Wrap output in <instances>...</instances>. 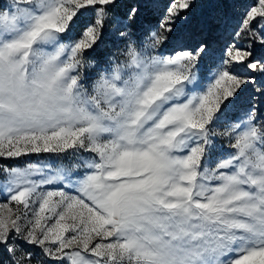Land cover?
<instances>
[{"label": "snow or ice", "instance_id": "1", "mask_svg": "<svg viewBox=\"0 0 264 264\" xmlns=\"http://www.w3.org/2000/svg\"><path fill=\"white\" fill-rule=\"evenodd\" d=\"M205 2L0 4V158L69 161L0 165V264H264V0Z\"/></svg>", "mask_w": 264, "mask_h": 264}, {"label": "rangeland", "instance_id": "2", "mask_svg": "<svg viewBox=\"0 0 264 264\" xmlns=\"http://www.w3.org/2000/svg\"><path fill=\"white\" fill-rule=\"evenodd\" d=\"M7 0H0V4L6 3ZM245 2H250V0H245ZM197 14L202 15L203 17L208 18L211 20L212 18L220 15L223 12V9L216 8L209 6L205 0H201V6L197 8ZM239 11V9H237ZM117 50L112 46L111 41H107L96 53V56L98 58H104L109 54L116 53ZM219 143V141H218ZM28 163H37L42 166L47 165L49 163H53V166H57L61 163L68 164L69 161L67 159L63 160H57L54 156L47 154V153H41V154H31L26 157H21L18 159H4L0 158V165H6V166H13V167H23ZM2 178V177H0ZM48 189H51L53 186H46ZM4 199V193L0 191V201Z\"/></svg>", "mask_w": 264, "mask_h": 264}]
</instances>
